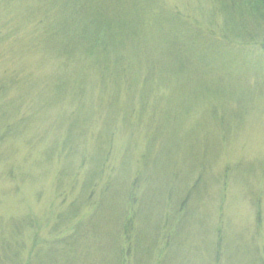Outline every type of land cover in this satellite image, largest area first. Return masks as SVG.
<instances>
[{
    "label": "rangeland",
    "instance_id": "rangeland-1",
    "mask_svg": "<svg viewBox=\"0 0 264 264\" xmlns=\"http://www.w3.org/2000/svg\"><path fill=\"white\" fill-rule=\"evenodd\" d=\"M249 1L0 0V264H264ZM80 7L105 65L46 38Z\"/></svg>",
    "mask_w": 264,
    "mask_h": 264
},
{
    "label": "trees",
    "instance_id": "trees-1",
    "mask_svg": "<svg viewBox=\"0 0 264 264\" xmlns=\"http://www.w3.org/2000/svg\"><path fill=\"white\" fill-rule=\"evenodd\" d=\"M56 1H58V0H56ZM62 1H64L65 4H69V2H71L72 0H62ZM249 5H250V9L252 10V13L255 14V16H256L255 19L258 21H263L264 20V0H250ZM60 10H62V7L58 6V11H60ZM89 11L90 10L88 8H82V7L77 8L76 10L73 9L69 13V21L67 23H63L61 25H58V27H57V25L55 27H52L51 30L46 33V38H47L48 42H52L53 40H62L63 43H62V45H60L62 48V51L63 50L66 51V49H75L76 44L84 43L87 45L89 50L91 49L90 51H92V50L94 51L93 54H95V53L101 54L102 59L98 58V60H101L102 64L105 65L106 63L104 61L109 60V59H105V57L103 56V52H108V50H109V53H110L111 48H112V43L105 40L104 38H105V35H108V36H113V35L108 34L106 32L107 29L109 30L107 25H103L106 27H101L100 25L93 26L94 22L88 21L89 18L87 16V14L89 13ZM82 14H84L86 17L84 18ZM78 22H81V23L77 24ZM254 22H256V21H254ZM261 24H264V22ZM89 25H90V30L92 32L90 30L86 31L87 26H89ZM248 31H251V30L248 29ZM85 32H87V33L91 32L92 35L88 36V35H86ZM259 33L262 34V40L264 41V28L261 29L259 31ZM251 36L252 35H249V37H251ZM210 39H211V37H210ZM48 42H46L47 45H51ZM183 42H184V40H183ZM101 61L99 64H101ZM106 69L107 68H102V69H100V71L102 70L105 72ZM111 75H113V74H111ZM152 77H153V75L151 72V68L148 70L146 69L145 75H144V81L146 83H148V85L151 83V81H153ZM119 219H121V217H119ZM125 230L128 231V228H126ZM130 243L133 246L137 244V234H134V237L131 239ZM120 256H117V258H119Z\"/></svg>",
    "mask_w": 264,
    "mask_h": 264
}]
</instances>
